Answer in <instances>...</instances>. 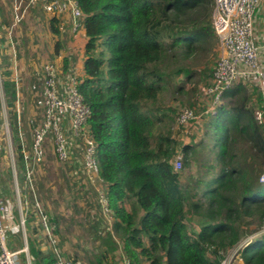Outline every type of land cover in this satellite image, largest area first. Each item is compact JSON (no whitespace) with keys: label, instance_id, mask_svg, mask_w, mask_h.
<instances>
[{"label":"trees","instance_id":"1","mask_svg":"<svg viewBox=\"0 0 264 264\" xmlns=\"http://www.w3.org/2000/svg\"><path fill=\"white\" fill-rule=\"evenodd\" d=\"M77 2L86 34L78 91L91 110L88 130L97 145L98 178L107 186L111 216L110 230L101 237L104 250L88 264H115L118 243L131 264H223L235 250L232 264L238 259L242 264H264V233L238 249L244 220L264 223V124L256 120V112L264 109L263 92L255 82L241 80L224 92L223 102L212 111L210 102L196 100L175 108L174 117L185 107L197 114L203 111L198 128H206L211 138L208 152L214 157V172L211 179L196 180L205 188L195 191L183 184L174 161L181 153L186 167L205 146L179 142L170 125L173 117L156 104L164 89L168 53L193 60L219 40L212 24L214 0ZM9 9L0 0V32L9 26ZM60 22L57 16L50 19L55 36L61 33ZM213 70L207 66L203 71L205 88L212 83ZM192 73L191 67L176 71L187 80ZM5 74L1 72L2 80ZM3 87L8 106L15 109V83L5 81ZM14 109L8 113L9 123L17 172L24 180ZM21 194L31 215L40 216L33 192L23 186ZM50 220L60 247L57 225ZM26 224L30 226L29 217ZM38 229L44 230L41 220L29 237L31 262L55 264L52 248L48 254L40 248Z\"/></svg>","mask_w":264,"mask_h":264},{"label":"built area","instance_id":"2","mask_svg":"<svg viewBox=\"0 0 264 264\" xmlns=\"http://www.w3.org/2000/svg\"><path fill=\"white\" fill-rule=\"evenodd\" d=\"M264 0H214L213 28L220 41L221 55L213 70V80L209 87L203 90V98L211 105V110L223 102L224 92L241 80H251L264 94V67L261 60V48L256 44L254 23L255 16ZM41 7L44 12L52 17H61L70 14L71 29L78 33L83 28V13L77 0H29L26 6L23 3L15 5L14 25L21 23L28 8ZM65 24H60V30L65 29ZM43 106L44 118L42 123L34 125L32 132L31 149L23 148L26 165L25 180L29 188L34 191L32 173L46 156L47 139L51 136L56 146L57 158L61 162L70 160L73 144H79L83 150V162L90 179L98 178L97 145L91 138L88 130V120L91 116L90 108L85 104L83 96L78 91V77L73 73L59 75L57 67L47 64L44 68ZM61 80L64 86H61ZM3 81L0 67V87ZM5 120V127L9 131L10 123ZM69 122L72 138L65 133L62 121ZM201 118L195 109L182 108L177 114L179 126L187 127L192 122ZM63 119V120H64ZM256 120L264 124V109L256 112ZM182 157H175L174 167L180 170ZM177 166H179L178 169ZM13 172L17 176V165L13 155ZM260 182L264 184V171ZM107 208V200H102ZM26 205V204H25ZM39 207L40 220L49 245L55 253V264H79L73 259L64 256L58 247V239L54 234V225L48 215ZM7 204L0 197V264H21L20 254H26L28 264H31L29 249H11L9 246V232L6 225ZM20 227L25 232V214L21 210ZM248 240L241 243L242 248ZM234 255L236 250L233 251ZM234 257V256H233ZM122 264H131L124 256Z\"/></svg>","mask_w":264,"mask_h":264},{"label":"rangeland","instance_id":"3","mask_svg":"<svg viewBox=\"0 0 264 264\" xmlns=\"http://www.w3.org/2000/svg\"><path fill=\"white\" fill-rule=\"evenodd\" d=\"M28 1L29 0H2V3H6L10 7L11 14L13 15V10L15 11V5L22 2L23 6H26ZM260 8H262L261 10L264 11V3L261 4ZM260 8L258 10H260ZM47 15L50 16V19L52 18L51 15L47 14L38 7L28 8L20 25L17 27L18 32L20 31L22 35H24L25 40L23 41V43L16 44L18 53L17 60L19 61V64L17 63V71L19 72V76L21 75L22 78L23 76L25 77V84L28 83L29 85L33 82L32 77L29 76L30 70L26 73L21 72L22 74H20V63L25 59L28 64V68H37L38 78H41L43 76V88L45 78L44 68L47 64L55 65L57 67L59 75H61L60 77L64 75L62 73L61 66H57L55 62L49 57V53L45 45V43L48 42L47 34L49 33V31H51L49 30L50 27L47 28V21L49 20L48 24L50 22V19H48ZM44 21H46V23ZM255 30H257L256 25H254V33L256 32ZM31 46H38L39 48L35 51L30 48ZM21 49L24 50V54L20 53ZM177 55L178 54H175L174 52L168 53L163 66V71L166 73L164 79V89L159 96L156 104L162 113L168 115L169 117H173L170 125L176 136V139L179 142L186 144L193 143L197 146H199L200 143H203V145L205 146L202 147L203 149L198 148L197 155L192 157L193 159L188 166L183 167L181 163L180 167V171H182L183 173V184L186 186L189 185L190 190L195 191L201 188H205V186H201L199 188V186L196 184V180L211 179L212 173L214 172L211 169L214 157L210 156V153L208 152L210 150L209 148L212 146L211 138L206 134L208 132L206 128H203V130L200 127L198 128V126L203 122V111H200V113L198 114L201 115L202 118H200V120L197 122L194 121L190 123L187 128H183L178 125L177 116L174 117V111L175 108L181 105H188L194 100H196L197 102L200 101L201 103L199 102V104L202 105L206 103V100L202 99L203 90L206 87V82L204 81L203 77V71L207 66L212 70L219 60V57L221 55L220 41L218 40L215 43L214 47H211V49L209 48L208 50L200 53L193 60L182 61L181 58ZM189 67H191L193 72L191 80H187V78H185L182 74H176V71H178L179 69H186ZM43 88L42 90L40 89L38 103H33L31 97L27 98L26 96L25 101L21 106L25 113L24 121L27 123L26 134L30 146L32 145L31 134L33 132V125L42 123L44 118V106L42 105L43 99L40 98L43 93ZM251 93H253L252 90ZM25 94L27 95L26 91ZM253 97L255 98V95ZM253 106L256 107V104L254 103ZM5 116H8L6 112ZM63 119L64 118H62L60 121H62V125L67 137L71 139V132L65 126L67 121ZM7 120L8 122H10L8 118ZM206 122L208 123V121ZM3 131H6V133H10L11 127L9 126L8 131L4 125ZM242 146L246 148L244 144ZM179 154L182 157L181 162H183V156L181 153ZM82 155L74 154V152L72 151L70 160L66 162L59 161L56 154L54 139L50 136L49 139H47L46 143V156L43 162L40 163V165H38L36 168H34L32 178L34 190H37V198L34 196V200L35 202L37 200V203L39 204L40 209L43 211V213L48 215L49 219L51 218L57 225L56 227L58 228L59 239L61 240L59 242V249L61 250L62 254L70 259L73 258L79 260L80 257L83 262H87V257L85 256H89L88 253L90 252L91 256L93 255V249L90 248V244H93V241H90L91 233L85 231L84 225L85 223H90V218L83 215L82 203L84 202V205L92 210L94 209L93 206H95L96 199H89L85 201V198L83 196L84 193H91V190L89 188V184L85 183V185L84 183H81L83 181L82 179H84V175H89L84 168ZM15 160H17L16 157ZM178 168L179 166H177L176 169ZM258 170L261 171L262 168H258ZM21 187L23 186L21 185ZM199 193L201 194V192ZM98 200L101 204L103 203L101 202L103 200V197L101 198V195L100 197H98ZM102 205L105 207L104 204ZM37 209L39 210V207H37ZM243 223L242 243L264 233V223L260 224L258 221L250 219H245ZM84 236H86L87 238V246L89 247V249H87V251L82 250V255L72 254V248L75 247L73 245L78 246V243L81 240L83 241ZM68 244H71L72 247L67 248ZM233 256L234 252H231L227 256V259L223 264H232ZM20 260L21 264H26L25 255L23 253L20 254ZM78 262L81 263L80 261Z\"/></svg>","mask_w":264,"mask_h":264},{"label":"crops","instance_id":"4","mask_svg":"<svg viewBox=\"0 0 264 264\" xmlns=\"http://www.w3.org/2000/svg\"><path fill=\"white\" fill-rule=\"evenodd\" d=\"M42 9L41 7H38ZM257 11L255 23L257 30H255V41L256 44L261 48V60L264 67V11L261 10ZM7 20L9 23V26L6 29H3L2 32H0V67L1 72L8 73L5 74L3 78V82L5 81H11L15 83V109L11 106H8V99L9 96L6 95L4 87L2 85V88L0 87V197L6 202L7 204V214H6V225L7 230L9 232V246L11 249H17L22 250L26 246H28L29 249V237L32 236V227L33 225H38V222H40L39 216L35 213L31 215L30 210H28V205H25L27 202H25V197L21 194V190L24 186V188H29V186L26 183V180L23 176L20 177L19 181V172H17V176L13 173V155L15 159V152H14V144L11 132L6 133V131H3L4 124H5V112L9 113V111L13 110L17 114V126L19 131V136L22 141L23 148L29 151L31 149V146L29 145V140L26 134V122L25 119V113L23 111V108L21 107L25 101V97L27 98L31 97V100L33 103H38L39 101V92L40 89L43 88V76L41 78L37 77V68L36 67H29L27 61L24 59L20 63V74L21 72H27L29 71V76L32 77V83L28 85L25 84V77L20 75L17 71V63L19 64L18 59V53L16 49L17 43H23L24 35L19 31L18 32V25H14V10L13 15L11 14V9L7 11ZM48 16V15H47ZM48 19H50V16H48ZM49 21V20H48ZM47 21V28L50 27V22L48 24ZM60 24H65V29L61 30V33L59 36H55L51 31L47 34L48 42L45 43L49 57L55 62L57 66H61L62 73L63 74H70L73 73L78 78L83 75V68H84V62H85V55H84V48L86 45V34L84 28H82L78 33H73L71 29V18L70 14H64L60 17ZM46 23V21H44ZM50 30V28H49ZM15 32V33H14ZM57 43H60V49L57 52ZM33 50H38V46H31L30 47ZM21 54H24V50H20ZM20 57V56H19ZM65 60H67L68 64L67 67H65ZM25 75V74H24ZM41 79V80H40ZM38 80V81H37ZM26 85V86H25ZM61 86H64V82L61 80ZM30 89V90H29ZM25 91L27 92V95L25 94ZM43 92V91H42ZM31 93V94H29ZM26 98V101H27ZM43 99V94L40 97ZM43 105V102H42ZM9 119V115L7 116ZM37 124V123H36ZM39 124V123H38ZM37 124V125H38ZM66 128L70 131L69 122L66 123ZM34 127V125H33ZM32 138V134H31ZM32 144V142H31ZM72 151L74 154H83V150L81 145L73 144ZM76 157V156H74ZM83 158V155H82ZM84 165V162H83ZM82 165V166H83ZM18 171V170H17ZM82 179L83 181L81 183H87L89 184V188L91 190V193H84L85 201L89 199H96V203L94 209L87 208L84 205V202L82 203L83 207V215L90 218V223H85V231L90 232V241H93V244H90V248H92V254L95 255L99 252H102L104 250L103 248V240L102 236L106 235V233L110 230L111 227V216L109 211L99 202L98 197L101 198L105 197L107 186L106 184L101 181L99 178H93L90 179L88 175H84ZM22 179V180H21ZM73 180V179H71ZM86 185V184H85ZM100 187V188H99ZM30 189V188H29ZM31 190V189H30ZM32 191V190H31ZM34 196H37V190L32 191ZM102 192V193H101ZM27 198V197H26ZM37 198V197H36ZM27 201V200H26ZM102 202V201H101ZM103 206V207H102ZM21 210L23 211V214H26V218L29 217L30 220V226L25 224V232L20 227V219H21ZM89 224V225H88ZM88 225V226H87ZM80 232V231H78ZM39 233V241L41 240L40 248L45 253L48 254L51 250L50 245L48 244L46 240V234L45 232L38 229ZM38 238V237H37ZM70 238V237H69ZM75 247L72 248V254L76 255H82V250L87 251L89 247L87 246V238L84 236L83 241L81 240L78 243V246L73 245ZM72 245L68 244L67 248H71ZM88 247V248H87ZM79 248V249H78ZM84 254V253H83ZM90 257L91 252L88 253ZM25 255V263L28 264V257ZM116 258L114 260L115 264H122V260L124 258V253L122 250V246L120 243H118V250L115 252ZM30 256V253H29ZM88 255V259L90 258ZM31 260V257H30ZM81 264H88L86 261H82V259L79 257V260ZM237 264H242L241 260L236 261ZM148 264V263H145Z\"/></svg>","mask_w":264,"mask_h":264}]
</instances>
